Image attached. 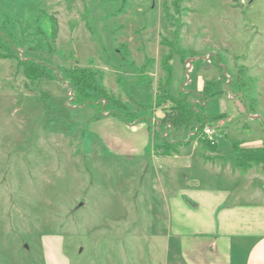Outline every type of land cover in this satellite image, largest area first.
Segmentation results:
<instances>
[{
	"label": "rangeland",
	"instance_id": "obj_1",
	"mask_svg": "<svg viewBox=\"0 0 264 264\" xmlns=\"http://www.w3.org/2000/svg\"><path fill=\"white\" fill-rule=\"evenodd\" d=\"M0 38L14 49L0 58V264H165L168 220L141 170L159 138L129 152L141 144L114 118L169 122L189 134L190 175L264 202L263 166L234 161L238 143L264 147V0H0ZM81 69L85 93L68 75ZM168 91L197 110L183 117Z\"/></svg>",
	"mask_w": 264,
	"mask_h": 264
},
{
	"label": "crops",
	"instance_id": "obj_2",
	"mask_svg": "<svg viewBox=\"0 0 264 264\" xmlns=\"http://www.w3.org/2000/svg\"><path fill=\"white\" fill-rule=\"evenodd\" d=\"M113 120L123 128L130 143L141 144L129 152L143 155L151 130L159 138L157 143L163 139L183 142L170 153L157 149L154 142V147L149 145V156L155 162L141 164V170L154 177V189L161 201L157 216L161 218L163 213L168 220L165 264H264V202L244 200L237 195L239 191L235 195L233 190L210 186L190 175L194 165L183 163L191 144L187 143L189 134L181 135L169 122L154 117L148 123L144 118L126 123ZM107 134L111 138V133ZM205 149L201 157L203 166H207L208 153H217ZM212 167L218 172L223 170L220 164L212 163Z\"/></svg>",
	"mask_w": 264,
	"mask_h": 264
},
{
	"label": "trees",
	"instance_id": "obj_3",
	"mask_svg": "<svg viewBox=\"0 0 264 264\" xmlns=\"http://www.w3.org/2000/svg\"><path fill=\"white\" fill-rule=\"evenodd\" d=\"M50 21L52 23L53 39L55 40L57 37V33H58V23H57L56 18L53 16L50 17ZM0 40L2 41V42H0V58H9L10 56L13 55L12 51H14L12 43L9 42L8 40L3 39V38H0ZM4 49H5V51H4ZM171 54L172 53L170 52L166 56L165 60L162 62L165 73L167 75V78H166L167 86H169L170 81H171V65H170ZM186 59L187 58H184V61ZM28 65L29 64L26 63V65L24 66V71H25V74L27 76L33 75L37 78L41 77V75L38 76V68L30 67V65L29 66ZM73 74H74V76H73ZM68 75L70 77H72L71 79L73 81H75V83L77 80V82H78L77 84L79 85L78 88L80 89L79 91L80 92L84 91V93L86 92V90L89 89V87H87V85H86V81L91 79L90 81L94 82V80H95V73L92 72L91 70L89 71L87 69H81L79 71L69 73ZM80 78H82V79H80ZM98 90L103 91L102 89H98ZM204 91L206 93L209 92L208 83H206ZM162 98L163 99L166 98V99L174 102L176 107L179 109L180 113L183 115V117H185L186 112L188 110H190V112H195V110H197V109H195L193 104L191 105L189 102H188V104L186 102H184V100H187V97L185 95L183 96L182 99H176L168 91V94H167V92L164 93ZM107 99L110 100L109 97H107ZM199 117H202V116L199 115ZM125 118L129 121V119L127 117H125ZM130 122H132V121H130ZM201 142L207 148H209L211 151L218 153V143L216 142V140L203 138V140ZM179 145H180L179 142L163 139L161 142L156 144V148L163 151L164 153H170L171 151H175ZM234 154H235V160H234L235 165L238 168H241L243 170L248 169L252 164H261L264 168V147H257V148L242 147L240 145V143H238L235 145Z\"/></svg>",
	"mask_w": 264,
	"mask_h": 264
},
{
	"label": "built area",
	"instance_id": "obj_4",
	"mask_svg": "<svg viewBox=\"0 0 264 264\" xmlns=\"http://www.w3.org/2000/svg\"><path fill=\"white\" fill-rule=\"evenodd\" d=\"M206 59H210V57L208 56V58H206ZM194 60H196V59H194ZM207 61L211 62V60H207ZM187 64H188V70H191L192 69V64H189V61L187 62ZM213 132H214V129L212 127H210V126L205 127L204 130H203V134H204L203 138H208V139H211V140H215L214 137L212 136ZM155 152L156 151L154 150V152H153L154 156H156Z\"/></svg>",
	"mask_w": 264,
	"mask_h": 264
}]
</instances>
